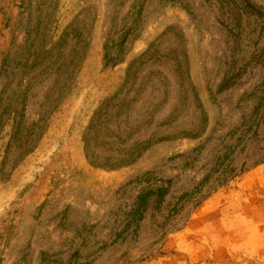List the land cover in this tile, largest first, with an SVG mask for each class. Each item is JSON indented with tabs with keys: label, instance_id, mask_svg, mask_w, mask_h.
I'll list each match as a JSON object with an SVG mask.
<instances>
[{
	"label": "rangeland",
	"instance_id": "1",
	"mask_svg": "<svg viewBox=\"0 0 264 264\" xmlns=\"http://www.w3.org/2000/svg\"><path fill=\"white\" fill-rule=\"evenodd\" d=\"M0 264H264V0H0Z\"/></svg>",
	"mask_w": 264,
	"mask_h": 264
},
{
	"label": "trees",
	"instance_id": "2",
	"mask_svg": "<svg viewBox=\"0 0 264 264\" xmlns=\"http://www.w3.org/2000/svg\"><path fill=\"white\" fill-rule=\"evenodd\" d=\"M123 40H124V39H123ZM59 42L61 43V40H60ZM83 43H84V41H82V44H83ZM57 45H59V43H58ZM122 46H123V41H122V43L120 42L119 45H118V48L120 49L118 53L123 52ZM106 50H108V48H106ZM46 52H48L47 49H45V50L43 51V54L46 53ZM118 53H117V54H118ZM47 54H49V53H47ZM107 56H108V53H107ZM107 56L105 55V58H106ZM117 61H118V58L116 57L115 59H112L111 63L114 64V63H116ZM33 66H34V65H33ZM131 67H132V66H131ZM131 67H130V68H131ZM130 68H129V70H130ZM116 166H117V165H116ZM155 194L157 195L158 199H161L162 197H164V196L166 195V189H165L164 187L159 188V189L156 191ZM147 196H148V195L145 194V195H142L141 197H139V199H138V205H137V207L139 208V210H140V207L143 205V203L145 204V198H146ZM160 201H161V200H160ZM158 202H159V201H158Z\"/></svg>",
	"mask_w": 264,
	"mask_h": 264
}]
</instances>
